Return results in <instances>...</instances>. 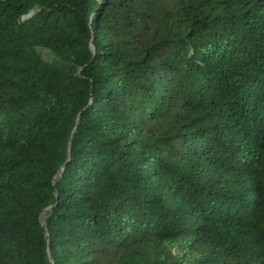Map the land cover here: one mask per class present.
Instances as JSON below:
<instances>
[{"label": "trees", "instance_id": "trees-1", "mask_svg": "<svg viewBox=\"0 0 264 264\" xmlns=\"http://www.w3.org/2000/svg\"><path fill=\"white\" fill-rule=\"evenodd\" d=\"M0 264H264V0H0Z\"/></svg>", "mask_w": 264, "mask_h": 264}, {"label": "rangeland", "instance_id": "rangeland-1", "mask_svg": "<svg viewBox=\"0 0 264 264\" xmlns=\"http://www.w3.org/2000/svg\"><path fill=\"white\" fill-rule=\"evenodd\" d=\"M40 51L44 54V57L47 59V52L43 49H40ZM179 244L174 245L172 247V251L177 257H180V259H185L187 257V251H185Z\"/></svg>", "mask_w": 264, "mask_h": 264}]
</instances>
